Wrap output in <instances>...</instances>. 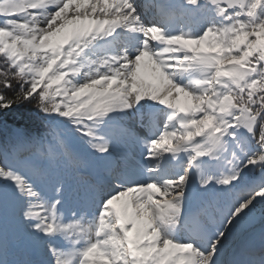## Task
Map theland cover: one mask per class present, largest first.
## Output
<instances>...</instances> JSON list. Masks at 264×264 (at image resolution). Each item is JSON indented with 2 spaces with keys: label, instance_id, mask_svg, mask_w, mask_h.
<instances>
[{
  "label": "snow or ice",
  "instance_id": "snow-or-ice-1",
  "mask_svg": "<svg viewBox=\"0 0 264 264\" xmlns=\"http://www.w3.org/2000/svg\"><path fill=\"white\" fill-rule=\"evenodd\" d=\"M0 264H264V0H0Z\"/></svg>",
  "mask_w": 264,
  "mask_h": 264
},
{
  "label": "bare ground",
  "instance_id": "bare-ground-1",
  "mask_svg": "<svg viewBox=\"0 0 264 264\" xmlns=\"http://www.w3.org/2000/svg\"><path fill=\"white\" fill-rule=\"evenodd\" d=\"M138 158V157H137ZM115 160H116V162H119V160H120V154L119 153H117L116 154V157H115ZM90 170V169H89ZM92 170V169H91ZM258 237H257V242H258Z\"/></svg>",
  "mask_w": 264,
  "mask_h": 264
}]
</instances>
